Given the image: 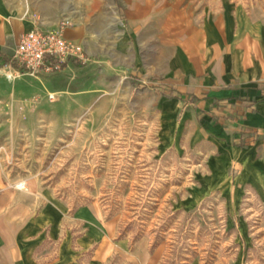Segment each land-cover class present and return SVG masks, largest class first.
Here are the masks:
<instances>
[{
    "label": "rangeland",
    "instance_id": "374dc122",
    "mask_svg": "<svg viewBox=\"0 0 264 264\" xmlns=\"http://www.w3.org/2000/svg\"><path fill=\"white\" fill-rule=\"evenodd\" d=\"M121 4L100 0L96 51L81 45L82 58L47 74L4 64L0 154L13 185L34 180L72 215L97 206L116 237L147 243L155 264H264V185L216 163L223 153L210 140L188 144L172 132L163 94L140 71L163 63L155 56L168 38L123 35ZM91 8L79 4V18ZM115 55L127 71L109 76Z\"/></svg>",
    "mask_w": 264,
    "mask_h": 264
},
{
    "label": "crops",
    "instance_id": "0c3cea01",
    "mask_svg": "<svg viewBox=\"0 0 264 264\" xmlns=\"http://www.w3.org/2000/svg\"><path fill=\"white\" fill-rule=\"evenodd\" d=\"M119 3L127 21L123 35L168 38L166 51L155 56L163 63L141 65L140 71L151 77L144 83L163 94L172 132L185 134L188 144L210 140L223 153L216 163L237 166L242 180L264 185V0ZM79 4L91 5V13L79 18ZM99 5L100 0H0V82L21 34L36 24L55 29L65 15L72 21L65 37L96 51ZM121 43L114 40L109 51L120 53ZM117 58L109 76L127 71ZM11 179L0 154V264H155L148 244L130 246L116 237L97 206L83 205L72 215L34 180L20 190Z\"/></svg>",
    "mask_w": 264,
    "mask_h": 264
},
{
    "label": "built area",
    "instance_id": "2783aa9c",
    "mask_svg": "<svg viewBox=\"0 0 264 264\" xmlns=\"http://www.w3.org/2000/svg\"><path fill=\"white\" fill-rule=\"evenodd\" d=\"M70 23L71 19L64 16L55 29H44L36 24L23 32L12 56L5 64L17 73L39 75L62 68L70 56L82 58L81 44L64 35V28ZM55 94L51 93V98H54ZM24 185L18 184L19 187Z\"/></svg>",
    "mask_w": 264,
    "mask_h": 264
}]
</instances>
